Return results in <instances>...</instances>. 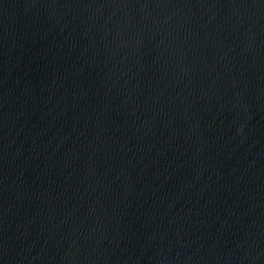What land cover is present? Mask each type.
Returning a JSON list of instances; mask_svg holds the SVG:
<instances>
[{"label":"water","instance_id":"obj_1","mask_svg":"<svg viewBox=\"0 0 264 264\" xmlns=\"http://www.w3.org/2000/svg\"><path fill=\"white\" fill-rule=\"evenodd\" d=\"M0 264H264V0H0Z\"/></svg>","mask_w":264,"mask_h":264}]
</instances>
